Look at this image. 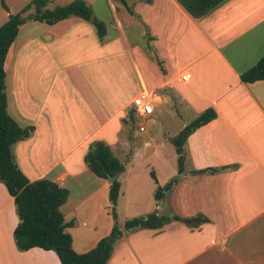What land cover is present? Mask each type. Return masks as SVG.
Returning <instances> with one entry per match:
<instances>
[{
	"label": "crops",
	"instance_id": "1",
	"mask_svg": "<svg viewBox=\"0 0 264 264\" xmlns=\"http://www.w3.org/2000/svg\"><path fill=\"white\" fill-rule=\"evenodd\" d=\"M128 2L134 14L126 10L127 18L137 17L144 29L141 43L132 40L134 30L122 25L111 3L115 27L109 42L80 18L62 21L53 26L58 34L54 45L63 61L67 49L74 60H53L55 66H44L38 77L40 66L33 60L27 76L17 68L21 50L40 51V38L47 34L44 27L27 23L26 34L12 45L6 60L9 113L20 126L34 127L30 138L13 146L16 163L32 182L49 179L69 190L71 184L80 185L82 197L72 202L70 191L63 213L72 203L76 209L88 204L100 192L109 197L110 181L91 178L85 163L90 145L107 143L127 172L143 152L136 148L128 164L122 159L120 151L129 146L122 136L128 109L139 117L133 101L141 92L154 99L148 88H169L178 100L170 116L180 120L181 131L209 108L218 116L189 137L185 171L161 201L155 199L157 211L183 218L203 214L210 222L197 229L179 221L162 229L123 228L108 264H264V81L241 80L264 57V0H227L198 19L176 0ZM148 47L156 51V61L148 56ZM121 51L128 55V75L122 76L123 69L118 77L113 61L107 78L100 77V59ZM129 87L136 90L133 95L125 93ZM208 169L220 171L199 173ZM177 174L178 168L171 179ZM156 176L161 186L171 180L162 183ZM18 224L15 199L0 183V264H61L54 251H19L14 237ZM113 226L95 237L88 230L79 245L72 236L75 251L92 250Z\"/></svg>",
	"mask_w": 264,
	"mask_h": 264
},
{
	"label": "trees",
	"instance_id": "2",
	"mask_svg": "<svg viewBox=\"0 0 264 264\" xmlns=\"http://www.w3.org/2000/svg\"><path fill=\"white\" fill-rule=\"evenodd\" d=\"M226 1L176 0L191 17L196 19L208 15ZM119 2L131 14H134L128 0H119ZM3 6L10 13L5 3ZM32 9L34 12L27 15ZM71 18H80L91 24L102 41L108 35L106 24L94 16L92 8L85 0H75L68 5L55 8H50V0H32L18 14H9L8 20L0 27V183L6 186L9 194L15 199L19 224L15 229L14 237L19 251L25 252L34 248L54 251L61 264H108L118 241L124 235L117 222V206L122 183L120 178L114 182H111V178L117 174L123 175L126 167L112 148L104 141H95L90 145L85 156V163L90 171L98 178L110 181L109 200L115 224L108 236L101 239L95 248L83 254L75 251L73 237L68 232L74 223L67 221L61 210L70 197V190L49 179L32 182L20 169L13 155V146L30 138L34 127L20 126L9 113L6 93V60L10 49L18 39L21 28L29 21L54 26ZM159 64L161 66V62ZM241 80L246 84L264 81V57L254 67L243 73ZM135 116V112L129 116L132 123L135 122ZM217 116L216 110L209 108L177 136L171 138V143L175 146L178 155V174L166 185L161 186L158 184L156 173L151 172L152 178L158 185L155 193L157 201H161L166 193L170 192L180 181L185 171V146L189 137ZM228 168L224 167L222 170ZM218 171L220 169H208L199 173ZM174 221L182 222L192 229H197L210 222L203 214L183 218L177 215H160L157 211L147 216L128 220L124 228L126 231L162 229Z\"/></svg>",
	"mask_w": 264,
	"mask_h": 264
},
{
	"label": "rangeland",
	"instance_id": "3",
	"mask_svg": "<svg viewBox=\"0 0 264 264\" xmlns=\"http://www.w3.org/2000/svg\"><path fill=\"white\" fill-rule=\"evenodd\" d=\"M32 0H0V27L8 20L9 14H18L27 4ZM75 0H50V8H55L57 6L68 5ZM88 5L92 8L94 16L103 21L108 29V35L106 41L109 42L111 35L113 33V28L115 27L114 22H112V14L108 7V4H111L118 9V17L122 25H126L127 30H134L131 34L132 40L141 43L144 38L143 27L140 23V20L135 18H127L126 10L119 0H85ZM6 4L10 9V13L4 8L3 4ZM34 12V9L30 10L28 14ZM30 26L40 25L46 29L47 34L43 37L41 36L40 42L43 45V48L40 51L31 53V50L28 52L27 48H23L17 58V68L20 73L24 76L28 75V63L29 60H33L34 64L40 66L39 73L35 74L38 77L42 72L41 68L44 66L51 67L55 66L53 60L56 62H61L66 64L73 62V53L70 50H65L69 52V56L65 58V62L62 60V57L59 54V48L56 45L55 41V29L53 26H49L45 23H38L34 21H29ZM140 23V25H139ZM33 24V25H32ZM88 24V23H87ZM22 28L25 29L22 31V34L19 35L17 40L18 43L21 42V38L26 34V26ZM92 27V25L88 24ZM93 28V27H92ZM94 29V28H93ZM95 31V29H94ZM96 32V31H95ZM147 44H149V39H147ZM54 45V46H52ZM154 45V44H152ZM33 48V47H32ZM122 49H124L122 47ZM148 56L156 61V52L151 48H146ZM110 55L109 53H107ZM104 55V58L100 59V77H106V69L113 61L116 62L115 67L120 70V74L117 73V76H121V71L123 70V75H128V70L126 69V62L128 61V55L116 52L115 56L112 58L110 56ZM60 56V57H59ZM109 57V58H108ZM51 65V66H49ZM68 65V64H67ZM51 73V72H50ZM31 74H33L31 72ZM11 72L9 73V77ZM124 78V77H123ZM118 83V82H115ZM8 93L11 97V87L10 81L8 78ZM62 86V84H61ZM49 87V85H47ZM46 87V88H47ZM59 88H57L58 90ZM69 87L66 86L63 90L66 100L69 99ZM150 93L154 96L155 109L148 117L145 119V122L142 121V118L135 116V122H131L129 119L130 114L134 111L132 107L128 109V114L124 122V129L122 131V136L129 142V146L120 151L122 159L127 164L131 161V156L136 148H140L142 156L139 157L133 164H131L127 172L123 175V178L120 179L122 183V193L118 201L117 214H118V225L121 229L124 228L125 222L130 219L147 216L150 213L157 212V205L155 201V193L157 190L156 183L152 178L151 172L158 174L162 183L168 182L172 175L176 173L178 168V160L175 146L171 143V138L177 136L181 131L180 120H174L170 116V111L172 107H177L178 100L171 89L165 88L161 90H155L153 87L148 88ZM50 91V89L47 88ZM72 91V90H71ZM135 89L129 87L125 90V93L128 95H133ZM72 97H73V92ZM167 97V101L163 99ZM72 106V104L70 103ZM162 111V112H160ZM189 116L186 119H190ZM148 127L145 133H140L139 128L141 125ZM146 143H150L146 145ZM91 178H97L90 171ZM98 180V178H97ZM90 183V182H89ZM72 202L78 201L82 197L83 189L80 185L71 184L70 186ZM70 198V199H71ZM72 203L71 209H64V214L67 221L74 223L68 232L74 237L75 243L79 245L81 239L86 236L88 230H94L95 235L101 236L109 226L115 224V220L112 215V208L107 192L104 194L100 192L94 196V199L86 205H79L77 209ZM63 212V211H62ZM86 222V226L84 223Z\"/></svg>",
	"mask_w": 264,
	"mask_h": 264
},
{
	"label": "built area",
	"instance_id": "4",
	"mask_svg": "<svg viewBox=\"0 0 264 264\" xmlns=\"http://www.w3.org/2000/svg\"><path fill=\"white\" fill-rule=\"evenodd\" d=\"M183 80L187 79V76L182 77ZM134 108L136 110V114L143 118L148 119V117L151 115V113L155 109V103L154 99L151 94H149L147 91L141 92L133 101ZM148 127L141 126L140 131L146 132ZM146 145H149L146 143Z\"/></svg>",
	"mask_w": 264,
	"mask_h": 264
},
{
	"label": "water",
	"instance_id": "5",
	"mask_svg": "<svg viewBox=\"0 0 264 264\" xmlns=\"http://www.w3.org/2000/svg\"><path fill=\"white\" fill-rule=\"evenodd\" d=\"M119 177H120L119 174L115 175L114 177L111 178V182H114V181L118 180Z\"/></svg>",
	"mask_w": 264,
	"mask_h": 264
}]
</instances>
